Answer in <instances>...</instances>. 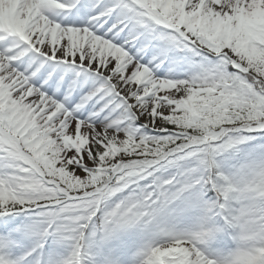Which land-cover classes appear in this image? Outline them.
I'll list each match as a JSON object with an SVG mask.
<instances>
[{
	"label": "snow or ice",
	"instance_id": "1",
	"mask_svg": "<svg viewBox=\"0 0 264 264\" xmlns=\"http://www.w3.org/2000/svg\"><path fill=\"white\" fill-rule=\"evenodd\" d=\"M0 264H264V0H0Z\"/></svg>",
	"mask_w": 264,
	"mask_h": 264
}]
</instances>
